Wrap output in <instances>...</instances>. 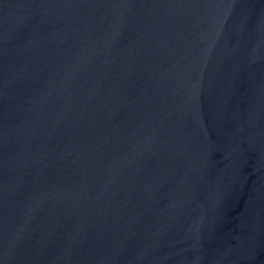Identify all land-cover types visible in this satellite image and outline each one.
I'll list each match as a JSON object with an SVG mask.
<instances>
[{"label":"water","instance_id":"1","mask_svg":"<svg viewBox=\"0 0 264 264\" xmlns=\"http://www.w3.org/2000/svg\"><path fill=\"white\" fill-rule=\"evenodd\" d=\"M0 264H264V0H0Z\"/></svg>","mask_w":264,"mask_h":264}]
</instances>
